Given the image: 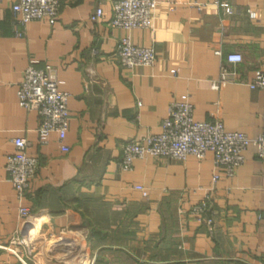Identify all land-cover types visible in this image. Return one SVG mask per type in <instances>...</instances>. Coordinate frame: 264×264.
I'll list each match as a JSON object with an SVG mask.
<instances>
[{"label": "crops", "instance_id": "obj_1", "mask_svg": "<svg viewBox=\"0 0 264 264\" xmlns=\"http://www.w3.org/2000/svg\"><path fill=\"white\" fill-rule=\"evenodd\" d=\"M13 1L0 0V264H95L107 249L146 264H264V161L253 145L231 177L215 168L211 152L120 167L122 145L159 132L169 102L184 94L196 120L209 119L219 100L226 130L261 132L264 88L248 83L264 72V0H156L150 27L131 30L110 25L114 0H61L54 24L23 25ZM97 6L102 14L92 21ZM124 35L151 46L153 64L121 66L113 54ZM231 52L242 61L213 90ZM46 63L69 94L67 151L54 133L39 142L37 112L16 98L26 66ZM15 137L28 140L39 162L22 202L5 171ZM206 193L210 225L189 212Z\"/></svg>", "mask_w": 264, "mask_h": 264}, {"label": "built area", "instance_id": "obj_2", "mask_svg": "<svg viewBox=\"0 0 264 264\" xmlns=\"http://www.w3.org/2000/svg\"><path fill=\"white\" fill-rule=\"evenodd\" d=\"M215 3L220 5L218 0H215ZM155 5L156 0H114L111 4L112 17L109 23L121 30L149 28ZM60 6L61 0H14L11 10L17 17L16 24L23 25L31 20H46L54 24ZM224 7L228 13L232 12L230 7ZM247 12L252 18L256 16L254 10ZM101 14L102 9L97 6L90 19L96 21ZM14 32L17 35L22 34L15 25ZM113 55L125 68L149 66L155 59V52L151 46L137 45L126 35L119 38ZM225 61L229 66L222 64L218 76L210 81L213 90L219 91L234 77L233 66L242 61V56L238 52L227 53ZM58 84L59 80L49 63L42 67L29 64L23 71L16 90V98L21 107L37 112L40 119L37 128L39 142L47 143L49 136L54 133L57 135L61 150L67 151L68 147L63 142L68 128L69 94L58 89ZM248 86L250 89L264 88V72L261 69L255 71ZM213 105L209 119L196 120L193 116V104L188 95L184 94L178 99L171 100L166 116L160 122L159 132L122 145L120 167L129 170L134 159L146 156L184 161L188 156L201 159L206 153L211 152L215 168L231 177L244 162L243 152L249 145L255 147L257 157L264 161V127L253 138L244 132L226 130L220 113V101L216 100ZM12 144L13 151L6 158L5 171L17 198L22 202L39 162L35 156L27 153L28 140L15 137L12 138ZM219 176L218 172L214 173L212 180L216 181ZM211 203L212 196L206 193L190 207L189 212L197 220L210 225L212 218L208 213ZM18 215L20 218H26L29 215L28 207L20 203Z\"/></svg>", "mask_w": 264, "mask_h": 264}, {"label": "rangeland", "instance_id": "obj_3", "mask_svg": "<svg viewBox=\"0 0 264 264\" xmlns=\"http://www.w3.org/2000/svg\"><path fill=\"white\" fill-rule=\"evenodd\" d=\"M107 249L96 258L95 264H146L144 261H135L134 259L125 256L124 253L111 252Z\"/></svg>", "mask_w": 264, "mask_h": 264}, {"label": "trees", "instance_id": "obj_4", "mask_svg": "<svg viewBox=\"0 0 264 264\" xmlns=\"http://www.w3.org/2000/svg\"><path fill=\"white\" fill-rule=\"evenodd\" d=\"M115 252H120V253H124L122 250H115Z\"/></svg>", "mask_w": 264, "mask_h": 264}]
</instances>
